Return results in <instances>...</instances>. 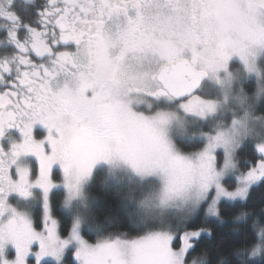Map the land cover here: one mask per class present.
Returning <instances> with one entry per match:
<instances>
[{
	"label": "snow or ice",
	"instance_id": "6c2138e0",
	"mask_svg": "<svg viewBox=\"0 0 264 264\" xmlns=\"http://www.w3.org/2000/svg\"><path fill=\"white\" fill-rule=\"evenodd\" d=\"M258 188L264 0H0V264H264Z\"/></svg>",
	"mask_w": 264,
	"mask_h": 264
},
{
	"label": "trees",
	"instance_id": "16d2710c",
	"mask_svg": "<svg viewBox=\"0 0 264 264\" xmlns=\"http://www.w3.org/2000/svg\"><path fill=\"white\" fill-rule=\"evenodd\" d=\"M90 194L95 196L98 200V214L103 218L106 215L115 214L117 208V193L114 188L102 187L99 182L92 185L90 188ZM57 201L62 200V194H57ZM250 206L258 208L261 204H264V188H258L253 190L250 201ZM59 218V217H58ZM67 224V221H65ZM215 235L213 239H205L201 242L200 248L214 249L218 245H224V252L227 254L230 251L231 246L239 245L242 242V237L231 233L229 226L227 225H214ZM85 238L90 242H94L96 236L92 232H86ZM233 259V264H235V259Z\"/></svg>",
	"mask_w": 264,
	"mask_h": 264
}]
</instances>
